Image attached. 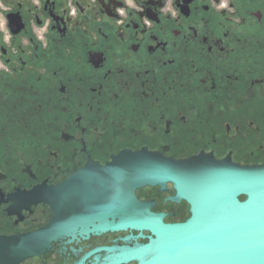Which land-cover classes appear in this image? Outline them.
Wrapping results in <instances>:
<instances>
[{"label":"flooded vegetation","instance_id":"af4514ba","mask_svg":"<svg viewBox=\"0 0 264 264\" xmlns=\"http://www.w3.org/2000/svg\"><path fill=\"white\" fill-rule=\"evenodd\" d=\"M136 156L264 166V0H0V237L64 233L18 264L146 243L77 222L112 219L102 174ZM133 193L190 217L170 181Z\"/></svg>","mask_w":264,"mask_h":264},{"label":"water","instance_id":"95a60500","mask_svg":"<svg viewBox=\"0 0 264 264\" xmlns=\"http://www.w3.org/2000/svg\"><path fill=\"white\" fill-rule=\"evenodd\" d=\"M102 175L116 184L112 219H78L79 225H90L93 231L133 230L138 235L123 241L141 238L147 242L94 249L74 264H85L98 252L105 256L91 264H264V166H228L205 156L179 163L136 156L122 157L114 170ZM166 181L174 185L177 198L190 206V217L181 223H163L148 213L147 204L135 199L134 186ZM74 188L79 190L74 193L77 196L88 187ZM34 195L45 201L43 191L36 190ZM52 202L60 204L59 198ZM47 229L0 237V264H18L38 256L49 248L51 240L64 234L54 235ZM143 231L149 236L145 237Z\"/></svg>","mask_w":264,"mask_h":264}]
</instances>
